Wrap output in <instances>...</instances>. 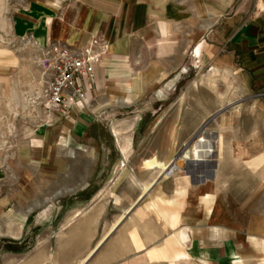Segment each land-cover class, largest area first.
Listing matches in <instances>:
<instances>
[{
    "label": "crops",
    "instance_id": "crops-1",
    "mask_svg": "<svg viewBox=\"0 0 264 264\" xmlns=\"http://www.w3.org/2000/svg\"><path fill=\"white\" fill-rule=\"evenodd\" d=\"M21 1L16 30L37 48H109L84 104L0 143V264H264V224L243 228L229 207L261 205L264 221V134L225 135L220 150L186 90L164 102L206 66L237 72L264 112V0Z\"/></svg>",
    "mask_w": 264,
    "mask_h": 264
},
{
    "label": "rangeland",
    "instance_id": "rangeland-1",
    "mask_svg": "<svg viewBox=\"0 0 264 264\" xmlns=\"http://www.w3.org/2000/svg\"><path fill=\"white\" fill-rule=\"evenodd\" d=\"M21 2L0 0V143L4 146L34 128L38 108L31 104V94L42 85L38 63L41 49L27 38H23L24 35L22 36L19 29L16 30L19 26L16 16ZM250 3L251 0H234L235 7L240 5L242 9L248 8ZM206 68L202 66L201 72H186L177 85L179 87L175 88L164 102H170L172 106L177 102L178 91L186 90V93L181 92V101L186 104L188 118L198 117L203 122L211 116L201 129L209 134L212 132L219 135L217 148L220 150L226 143L225 135L230 134L240 140L243 131L248 133L259 130L264 134V112L256 98L246 93L242 77L237 72H231L233 76L229 77L221 72L210 75V72H204ZM190 86L192 89H189ZM171 106L169 105L171 108L169 112L177 117L178 105L173 108ZM161 108L166 111L167 106L162 105ZM117 114L127 117L132 115L130 108H125ZM104 115H107V112ZM106 127V131L110 132V125ZM182 145L183 142H180L176 152ZM163 162L155 163L161 167V173L173 161L167 164ZM124 163L125 160L120 164ZM229 207L233 209V215L241 227H252L261 232V224H264V221H261V205L239 204ZM2 245L3 242L0 240V248Z\"/></svg>",
    "mask_w": 264,
    "mask_h": 264
},
{
    "label": "built area",
    "instance_id": "built-area-1",
    "mask_svg": "<svg viewBox=\"0 0 264 264\" xmlns=\"http://www.w3.org/2000/svg\"><path fill=\"white\" fill-rule=\"evenodd\" d=\"M108 48V41L100 36L84 46L51 40L41 47L42 85L31 94V104L38 108L36 124H50L55 115L67 114L73 104L88 100L95 86V66Z\"/></svg>",
    "mask_w": 264,
    "mask_h": 264
},
{
    "label": "bare ground",
    "instance_id": "bare-ground-1",
    "mask_svg": "<svg viewBox=\"0 0 264 264\" xmlns=\"http://www.w3.org/2000/svg\"><path fill=\"white\" fill-rule=\"evenodd\" d=\"M199 136H197L194 140H192L191 142L189 141V142H187L186 144H185V148H187L188 147V145H190V144H192V143H194L195 141H196V139L198 138ZM208 140H210L209 138H208ZM199 142H202L201 144H200V146H199V148H197L196 146H194L193 147V154H195L196 156L198 155V150H200L201 149V147H202V145L204 144L205 145V139L203 138V135H201L200 136V138H199ZM210 142V141H209ZM189 143V144H188ZM212 143V142H211ZM195 144V143H194ZM193 144V145H194ZM212 145V144H211ZM206 146H209V144L207 143L206 144ZM185 148H184V150L181 152V154H183L184 153V151H185ZM191 149V148H190ZM198 149V150H197ZM205 149H207V148H204L203 150H205ZM191 151V150H190ZM208 152H209V150H208ZM184 156V155H183ZM202 156H203V153H202ZM182 157V156H181ZM199 158V157H198ZM204 158V157H203ZM201 162H202V160H200ZM175 167H177V164H176V166ZM173 168V167H172ZM170 173V171H167V172H165V175L166 174H169Z\"/></svg>",
    "mask_w": 264,
    "mask_h": 264
}]
</instances>
